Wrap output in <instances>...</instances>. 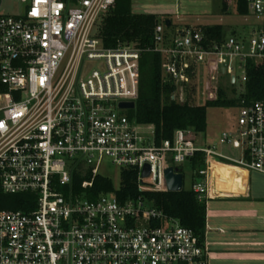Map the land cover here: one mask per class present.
I'll list each match as a JSON object with an SVG mask.
<instances>
[{
  "label": "built area",
  "instance_id": "2783aa9c",
  "mask_svg": "<svg viewBox=\"0 0 264 264\" xmlns=\"http://www.w3.org/2000/svg\"><path fill=\"white\" fill-rule=\"evenodd\" d=\"M20 1L22 15H0V179L4 193L37 202L32 212H0V264H210L194 231L146 198L121 202L109 192L90 200L73 178L90 175L81 188H92L107 159L120 173L136 169L141 193L168 192L165 171L184 169L200 153L205 167L194 172L192 191L206 202L213 163L264 174L263 102L242 101L236 131L204 147L192 129L157 144L154 127L130 115L144 53L162 55L172 99L184 104L192 81L202 85L212 69L243 85L247 61L264 64V31L208 43L199 27L170 32L173 26L161 23L152 47L110 49L99 27L116 0ZM247 2L264 21V0ZM122 102L135 108L121 109ZM223 146L241 156L224 154ZM146 166L150 175L143 177Z\"/></svg>",
  "mask_w": 264,
  "mask_h": 264
},
{
  "label": "trees",
  "instance_id": "16d2710c",
  "mask_svg": "<svg viewBox=\"0 0 264 264\" xmlns=\"http://www.w3.org/2000/svg\"><path fill=\"white\" fill-rule=\"evenodd\" d=\"M224 13L229 0H223ZM134 0H116L115 5L107 12L99 27V36L106 48L115 49L119 46L133 45L142 48L153 46L156 27L166 23L169 18L156 14L135 13ZM236 12L239 16L250 15L247 0H237ZM172 23V21H171ZM173 23L171 24V27ZM208 43H221L228 36L223 25L199 27ZM264 31V28H263ZM163 58L158 53L146 52L141 58L140 93L136 109L131 117L143 125L153 126L155 141L161 144L172 140L178 130L192 129L197 135L208 129V110L215 108H239L242 101L247 103H264V64L253 60L246 63V82L240 86L238 98H228L224 89H219L215 100L204 103L199 101L198 81H192L188 100L181 104L172 99L175 92L174 84L163 75ZM236 87V84H231ZM235 90V89H234ZM6 88L0 81V93ZM193 171L205 167L203 154H197L190 161ZM183 169V168H182ZM184 170V169H183ZM138 171L136 169L121 172V184L116 189L109 177L98 175L93 187L83 190L81 184L90 180V175L74 174V188L85 198L96 200L100 194L116 192L121 202L144 197L166 216L177 219L183 227L194 231L201 244L206 238V202H199L191 190L180 193L147 192L141 193L138 188ZM36 198L31 194H6L1 187L0 179V212L24 211L32 212L36 208Z\"/></svg>",
  "mask_w": 264,
  "mask_h": 264
},
{
  "label": "crops",
  "instance_id": "0c3cea01",
  "mask_svg": "<svg viewBox=\"0 0 264 264\" xmlns=\"http://www.w3.org/2000/svg\"><path fill=\"white\" fill-rule=\"evenodd\" d=\"M160 7L163 11H152L150 14L172 17L171 13L174 10H169V7L165 5L158 8ZM211 17L212 15L203 17H194L189 14L176 15L174 20L169 19L173 23L170 32L185 25L196 27L223 25L231 36L247 40L257 29L262 31L264 28H259L257 21H254L252 34L247 35L245 31H239L237 26L235 27L238 25L235 20L226 22L224 14L219 12L215 16L218 18ZM241 17L245 18V23L249 24V18H255L251 12L250 16ZM208 145L210 144L204 143L200 146ZM233 150L239 158L241 152ZM210 186L206 201L205 238L210 254V264H264V174L250 173L217 162L212 165Z\"/></svg>",
  "mask_w": 264,
  "mask_h": 264
},
{
  "label": "rangeland",
  "instance_id": "374dc122",
  "mask_svg": "<svg viewBox=\"0 0 264 264\" xmlns=\"http://www.w3.org/2000/svg\"><path fill=\"white\" fill-rule=\"evenodd\" d=\"M236 2L237 0H229L228 7L224 13V3L223 0H134L133 11L135 13H145L150 14L152 11L160 12L162 9L161 5L169 7V10H174L171 13L169 19L175 18L176 15L183 16L186 14L193 15L194 17H203L205 15H212L211 18L216 19V14H224L226 22L235 20L238 25L237 29L239 31H245L247 35L252 34L251 29L252 24L257 21L259 28L264 27L263 20H255V18H249L250 24L245 23L244 19L239 16L236 12ZM166 8V7H165ZM27 7L22 4L20 0H2V5L0 6V15L9 16H20L24 13ZM163 11V10H162ZM175 12V13H174ZM215 15V16H213ZM167 16V15H163ZM250 16V15H247ZM245 16V17H247ZM204 22V21H203ZM252 22V23H251ZM226 25V24H225ZM259 32V30H256ZM227 36H231V33H227ZM237 77L241 78L242 69L239 67L235 72ZM202 85L198 87L199 91V101L204 103L208 100H215L217 97L218 90L224 89L226 91L228 98H238L240 84L236 87H232L229 82V78L222 76L218 69H212L208 71L204 77L201 79ZM235 89V90H234ZM238 108H215L210 107L208 110V129L205 133H199L197 135V145L200 146L204 143L215 144L214 142L219 141L220 136L225 132H234L237 129V119H238ZM222 152L229 156H238L236 151H234L229 146H223ZM184 167V190H191L193 185L194 171L190 162L183 165ZM101 175L109 177L114 182L115 188H119L121 184L120 170L115 168L111 161L105 160L103 167L100 170ZM256 173V172H254Z\"/></svg>",
  "mask_w": 264,
  "mask_h": 264
},
{
  "label": "water",
  "instance_id": "95a60500",
  "mask_svg": "<svg viewBox=\"0 0 264 264\" xmlns=\"http://www.w3.org/2000/svg\"><path fill=\"white\" fill-rule=\"evenodd\" d=\"M171 24L172 23L170 20L166 22L167 27H171ZM120 108L121 109H134L135 103L134 102H122L120 103ZM149 175H150V167L146 166L143 172V177H148ZM165 176H166V186H167L168 192L180 193L183 191L184 174H183L182 168L175 169L173 167H169L165 171Z\"/></svg>",
  "mask_w": 264,
  "mask_h": 264
},
{
  "label": "bare ground",
  "instance_id": "6f19581e",
  "mask_svg": "<svg viewBox=\"0 0 264 264\" xmlns=\"http://www.w3.org/2000/svg\"><path fill=\"white\" fill-rule=\"evenodd\" d=\"M230 174V173H229ZM236 176V175H235ZM222 179V178H221ZM225 180V179H224ZM222 183V182H221ZM231 183H233L232 181H231ZM223 184V183H222ZM219 185H221V184H219ZM224 185V184H223ZM222 187V186H221ZM230 188V187H229ZM236 188V187H235ZM231 189V188H230Z\"/></svg>",
  "mask_w": 264,
  "mask_h": 264
}]
</instances>
